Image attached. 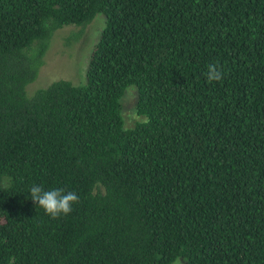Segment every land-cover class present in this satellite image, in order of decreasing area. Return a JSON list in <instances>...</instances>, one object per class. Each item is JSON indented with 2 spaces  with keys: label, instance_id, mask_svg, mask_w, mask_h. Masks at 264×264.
I'll use <instances>...</instances> for the list:
<instances>
[{
  "label": "trees",
  "instance_id": "16d2710c",
  "mask_svg": "<svg viewBox=\"0 0 264 264\" xmlns=\"http://www.w3.org/2000/svg\"><path fill=\"white\" fill-rule=\"evenodd\" d=\"M97 13L83 80L27 95L53 33ZM34 184L79 203L52 219ZM178 257L264 264V0H0V264Z\"/></svg>",
  "mask_w": 264,
  "mask_h": 264
},
{
  "label": "rangeland",
  "instance_id": "374dc122",
  "mask_svg": "<svg viewBox=\"0 0 264 264\" xmlns=\"http://www.w3.org/2000/svg\"><path fill=\"white\" fill-rule=\"evenodd\" d=\"M104 25V17L97 13L85 25H66L56 30L49 40L42 58V65L35 77L25 86L28 95L35 87L45 86L58 78L69 79L77 83L84 78V71L93 45L99 38ZM135 89L131 84L125 86L119 97L120 115L123 126H129L138 118L133 111ZM171 264H182L178 257Z\"/></svg>",
  "mask_w": 264,
  "mask_h": 264
},
{
  "label": "clouds",
  "instance_id": "9594fccd",
  "mask_svg": "<svg viewBox=\"0 0 264 264\" xmlns=\"http://www.w3.org/2000/svg\"><path fill=\"white\" fill-rule=\"evenodd\" d=\"M224 72L218 63L208 64L206 77L209 83L221 81ZM30 197L33 203L44 209L52 219L67 216L73 211V205L79 203V195L75 191H66L64 188L45 190L42 185L34 184L30 188Z\"/></svg>",
  "mask_w": 264,
  "mask_h": 264
}]
</instances>
